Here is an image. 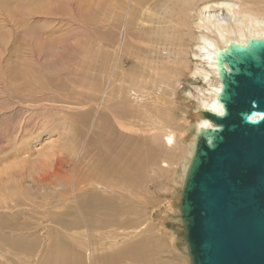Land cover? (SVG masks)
Returning a JSON list of instances; mask_svg holds the SVG:
<instances>
[{"label": "bare ground", "instance_id": "obj_1", "mask_svg": "<svg viewBox=\"0 0 264 264\" xmlns=\"http://www.w3.org/2000/svg\"><path fill=\"white\" fill-rule=\"evenodd\" d=\"M147 1L140 13L121 15L123 6L117 2L108 13L101 11L100 17H110L115 26L125 22L126 36L122 44L112 33L105 45L95 44L96 93L84 98L80 108L94 106L97 142L92 155L84 149L75 161L61 156L53 165V175L62 174L61 186L67 187V214L75 213L81 222L76 240L82 259L86 256L90 264H162L160 251L171 253L172 247L180 258L175 264L191 263L185 240L179 244L177 230L184 229L180 203L197 137L213 127L200 111L224 112L218 102L222 83L217 56L232 45L264 40V0ZM141 25L136 39L141 44L129 54L135 63L128 67L123 60L128 30L138 32ZM195 81L203 85L195 86ZM147 163L145 171L168 179L165 199L157 198L150 212L139 182ZM128 209L139 213L119 220Z\"/></svg>", "mask_w": 264, "mask_h": 264}, {"label": "rangeland", "instance_id": "obj_2", "mask_svg": "<svg viewBox=\"0 0 264 264\" xmlns=\"http://www.w3.org/2000/svg\"><path fill=\"white\" fill-rule=\"evenodd\" d=\"M116 2L123 6L121 15L142 12L143 0H0V264H90L76 240L81 222L75 213L67 214V187L61 186L62 174L53 175V165L61 156L75 161L84 149L93 154L96 112L80 103L96 93L95 44L105 45L111 33L124 42L126 23L115 26L110 17H100ZM129 30L123 57L128 67L135 63L129 54L141 44L136 39L142 25L138 32ZM143 169L139 182L150 212L157 198L165 199L168 179ZM41 176L47 181L40 182ZM133 212L128 209L118 218L133 219L139 209ZM167 225L176 230L171 222ZM177 231L183 245L184 229ZM164 250L162 264L179 261L175 248Z\"/></svg>", "mask_w": 264, "mask_h": 264}, {"label": "water", "instance_id": "obj_3", "mask_svg": "<svg viewBox=\"0 0 264 264\" xmlns=\"http://www.w3.org/2000/svg\"><path fill=\"white\" fill-rule=\"evenodd\" d=\"M217 63L224 112L200 111L213 127L197 137L180 203L190 264H264V40Z\"/></svg>", "mask_w": 264, "mask_h": 264}]
</instances>
